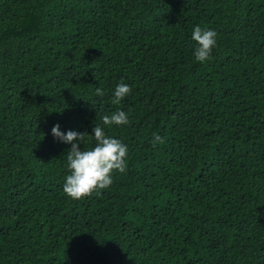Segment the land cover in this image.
Here are the masks:
<instances>
[{
    "label": "trees",
    "instance_id": "trees-1",
    "mask_svg": "<svg viewBox=\"0 0 264 264\" xmlns=\"http://www.w3.org/2000/svg\"><path fill=\"white\" fill-rule=\"evenodd\" d=\"M56 124L126 172L66 196ZM0 264H264V0H0Z\"/></svg>",
    "mask_w": 264,
    "mask_h": 264
},
{
    "label": "clouds",
    "instance_id": "clouds-1",
    "mask_svg": "<svg viewBox=\"0 0 264 264\" xmlns=\"http://www.w3.org/2000/svg\"><path fill=\"white\" fill-rule=\"evenodd\" d=\"M217 32L212 29H203L197 25L194 27L191 39L195 42L194 58L198 62L211 59L212 49L217 44ZM132 91L128 84L120 83L116 86L112 103L119 105ZM96 95L103 96V89L97 87ZM106 126H124L130 123L128 114L123 110L102 117ZM51 134L61 142L71 144L66 153V167L69 174L65 177L63 191L73 200H81L90 197L93 193L100 195L102 190L107 189L113 183L114 173H125L127 170L126 158L128 146L121 140L106 135L104 129L95 125L92 134L78 133L68 130L60 131V125L56 124L51 129ZM94 137L95 145L84 150L80 147L85 140ZM153 145L164 143L157 134H153Z\"/></svg>",
    "mask_w": 264,
    "mask_h": 264
}]
</instances>
